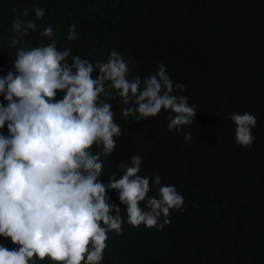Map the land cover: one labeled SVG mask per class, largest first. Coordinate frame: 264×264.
Segmentation results:
<instances>
[{
	"label": "trees",
	"instance_id": "trees-1",
	"mask_svg": "<svg viewBox=\"0 0 264 264\" xmlns=\"http://www.w3.org/2000/svg\"><path fill=\"white\" fill-rule=\"evenodd\" d=\"M33 7L45 15L26 46L47 45L39 32L51 26L58 49H71L68 64L73 56L106 63L115 51L128 63L129 79L141 80L163 64L173 84L184 85L174 94L195 106L191 125L169 131V112L136 122L121 118L118 95L109 101L121 135L103 156L100 181L119 178L124 170L118 165L139 156L138 174L159 175L183 204L170 210L162 228L134 227L118 193L109 191L124 223L120 235L108 232L100 264H264V0H0V69L14 61L13 9L28 8L27 18H34ZM73 23L78 38L68 41ZM245 112L256 118L250 147L235 142L229 119ZM0 132L7 135L6 126ZM150 186L148 197L156 196L158 186L151 180ZM0 244L13 245L3 237Z\"/></svg>",
	"mask_w": 264,
	"mask_h": 264
},
{
	"label": "clouds",
	"instance_id": "clouds-1",
	"mask_svg": "<svg viewBox=\"0 0 264 264\" xmlns=\"http://www.w3.org/2000/svg\"><path fill=\"white\" fill-rule=\"evenodd\" d=\"M31 12L34 18H27L28 8L13 9L14 61L0 69V129L7 128V135L0 132V237L13 244H0V264H100L108 232L120 235L124 223L120 208L109 203V191L118 193L134 227L162 228L170 223V210L183 204L175 186L161 185L159 175L138 174L139 156L118 165L124 170L119 178L112 174L106 184L100 181L103 156L113 152L114 137L121 135L109 101L118 95L125 106L121 118L133 116L136 122L169 112V131L191 125L195 106L174 94L184 85L173 84L163 64L143 80L129 79L130 67L115 51L106 63L94 66L73 56L68 64L71 49H58L51 26L39 32L47 45L26 46L25 38L45 15L39 7ZM77 38L73 23L66 39ZM58 92L65 93L62 99H56ZM229 119L235 142L250 147L255 116L233 113ZM150 180L158 186L153 197Z\"/></svg>",
	"mask_w": 264,
	"mask_h": 264
},
{
	"label": "bare ground",
	"instance_id": "bare-ground-1",
	"mask_svg": "<svg viewBox=\"0 0 264 264\" xmlns=\"http://www.w3.org/2000/svg\"><path fill=\"white\" fill-rule=\"evenodd\" d=\"M259 36V35H258Z\"/></svg>",
	"mask_w": 264,
	"mask_h": 264
}]
</instances>
